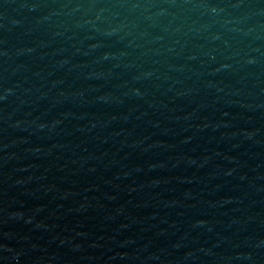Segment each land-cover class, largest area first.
<instances>
[{
  "label": "water",
  "instance_id": "obj_1",
  "mask_svg": "<svg viewBox=\"0 0 264 264\" xmlns=\"http://www.w3.org/2000/svg\"><path fill=\"white\" fill-rule=\"evenodd\" d=\"M0 264H264V0H0Z\"/></svg>",
  "mask_w": 264,
  "mask_h": 264
}]
</instances>
